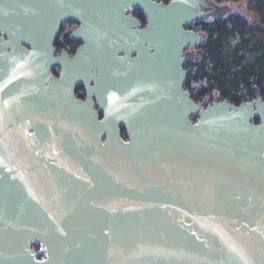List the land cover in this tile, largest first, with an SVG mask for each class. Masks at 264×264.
Wrapping results in <instances>:
<instances>
[{
    "label": "water",
    "instance_id": "95a60500",
    "mask_svg": "<svg viewBox=\"0 0 264 264\" xmlns=\"http://www.w3.org/2000/svg\"><path fill=\"white\" fill-rule=\"evenodd\" d=\"M217 10L0 0V264H264V99L185 84Z\"/></svg>",
    "mask_w": 264,
    "mask_h": 264
},
{
    "label": "trees",
    "instance_id": "16d2710c",
    "mask_svg": "<svg viewBox=\"0 0 264 264\" xmlns=\"http://www.w3.org/2000/svg\"><path fill=\"white\" fill-rule=\"evenodd\" d=\"M227 4L218 0L216 13L201 19L204 24L206 40L192 52L195 63L200 64L201 76L207 77L210 85L202 88L194 97L206 103L210 95L232 96L235 102L241 101L237 87L241 81L250 83L264 80V33L259 31L258 45L263 51L261 57L243 58L238 55L237 44L233 45L231 37L244 34L253 29L249 26L246 13L253 14L259 23H264V0H244L237 7L239 0H227ZM246 14V15H245ZM252 23V22H251ZM252 78V79H251ZM205 95V96H204ZM204 96V97H202ZM123 134L125 131L123 128Z\"/></svg>",
    "mask_w": 264,
    "mask_h": 264
},
{
    "label": "flooded vegetation",
    "instance_id": "af4514ba",
    "mask_svg": "<svg viewBox=\"0 0 264 264\" xmlns=\"http://www.w3.org/2000/svg\"><path fill=\"white\" fill-rule=\"evenodd\" d=\"M212 2L216 3L218 2V0H211ZM244 0H239L236 3V7ZM227 0H222V3L227 4ZM131 12L140 19V23L139 26L140 27H144L146 25V14L145 12L140 9L139 7H133ZM246 17L249 19L250 17H248L246 15ZM208 19V17H206ZM254 20H256V22L251 23V18L249 19V26L253 29L249 30L248 32H245L244 34L241 32V30H239V40L237 43V48H238V55L242 56L241 58H243L242 62L244 61V58L247 57H261L263 55V51L261 50L262 48L259 47L258 42L259 37L256 36L257 32L259 33V31L264 33V23H259L257 21V18L254 17ZM80 23H82L81 21L78 20H72V19H67L64 20L62 22V26L59 32V35L55 41V46H56V53H61L63 50H67L69 54H74L76 52V50L78 49V47L80 45H82L84 43L83 39H78L75 38L71 35V33L80 25ZM195 24H200V25H204L203 23H201V20L196 21L194 23H191L188 27L192 28L194 27L193 25ZM205 28V27H204ZM202 44L199 45H191L189 47H187L186 51L188 52V57L186 59L185 62V68L188 70L187 72V76L188 73L190 71L191 68V58H192V52L194 49H196L198 46H200ZM136 52L133 53V55H135ZM252 79V78H251ZM257 81L253 82L252 79V83H250V86H248L245 82L241 81L237 87V95H239V97H241V101L244 100H251L254 98H257L258 95H260L262 97V99H264V80H262L261 82L258 81V79H256ZM187 86V84H186ZM77 94L80 97H84L85 96V89L83 87H78L77 89ZM217 97L220 98V96L217 95H210L209 99L207 101L210 102L214 99H216ZM223 97V96H222ZM221 97V98H222ZM230 100L232 99V96L228 97ZM233 101V100H231ZM239 101V102H241ZM235 102V101H233ZM238 102V103H239ZM237 103V102H236ZM255 121H258V119H256Z\"/></svg>",
    "mask_w": 264,
    "mask_h": 264
},
{
    "label": "rangeland",
    "instance_id": "374dc122",
    "mask_svg": "<svg viewBox=\"0 0 264 264\" xmlns=\"http://www.w3.org/2000/svg\"><path fill=\"white\" fill-rule=\"evenodd\" d=\"M247 14V16L248 17H250L251 18V22L253 23V22H256V20H254L253 18L255 17L253 14H251L250 12L249 13H246ZM245 14V15H246ZM247 18V17H246ZM249 18V19H250ZM248 19V20H249ZM194 26V28H196L197 30H204V25H200V24H195V25H193ZM231 43L233 44V45H235L236 43H238V37H237V35H233V37H231ZM192 63H193V61H191V65H192ZM191 71H192V73L194 74L195 73V68H193V70H192V67L190 68V73H191ZM194 77L196 78V79H198V81L196 82V84L195 85H197V87H202V88H204V87H206L207 85L209 86L210 84H208L207 82H205L204 80H203V78H201L200 79V72H196L195 74H194ZM193 84H194V82H193Z\"/></svg>",
    "mask_w": 264,
    "mask_h": 264
},
{
    "label": "built area",
    "instance_id": "2783aa9c",
    "mask_svg": "<svg viewBox=\"0 0 264 264\" xmlns=\"http://www.w3.org/2000/svg\"><path fill=\"white\" fill-rule=\"evenodd\" d=\"M193 68H195V73H196V72H200V69H199V67H198L197 64L192 66V70H193ZM195 73H194V74H195ZM194 74H193L192 71H191V74H190V87H191L193 93H198V92L202 89V87H201V86H200V87H197V85H195L196 82L198 81V79H196V78L194 77ZM200 79H201V78H200ZM203 80H204L205 82H207V77L203 78ZM193 82H194V84H193Z\"/></svg>",
    "mask_w": 264,
    "mask_h": 264
}]
</instances>
